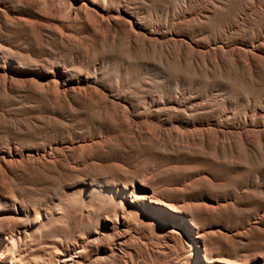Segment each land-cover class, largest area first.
Listing matches in <instances>:
<instances>
[{"label": "rangeland", "instance_id": "rangeland-1", "mask_svg": "<svg viewBox=\"0 0 264 264\" xmlns=\"http://www.w3.org/2000/svg\"><path fill=\"white\" fill-rule=\"evenodd\" d=\"M96 3L108 19L100 24L114 39L112 47L99 49L86 27L74 29L80 45L67 50L11 40L35 60L64 62L75 78L85 77L95 88L93 105L101 118L82 108L33 102L4 108L1 123L9 128L0 126V152L58 150L50 161L12 165L7 182H0V228L27 229V236L2 248L0 264H16L10 263L12 247L17 258L23 255L19 264H49L55 246L67 261L87 262L97 248H104L114 253L108 264H195L185 245L165 242L166 225L141 215L118 244L114 234L125 227L121 217L117 223L112 218L119 201L114 192L108 194L109 188L138 182L205 234L211 260L262 264L264 0ZM125 18H132V27ZM11 193L14 202L8 200ZM60 195L65 209L57 207ZM33 211L60 215L36 229ZM82 239L96 249L74 253Z\"/></svg>", "mask_w": 264, "mask_h": 264}, {"label": "bare ground", "instance_id": "bare-ground-1", "mask_svg": "<svg viewBox=\"0 0 264 264\" xmlns=\"http://www.w3.org/2000/svg\"><path fill=\"white\" fill-rule=\"evenodd\" d=\"M96 4H97L96 0H0V126L6 128L8 127V125L1 122L5 120L4 113L6 112V110H4V108L8 106L9 103L17 104L23 102H27V103L33 102L35 104H46L52 107H69L73 111H79V109L82 108L86 111L87 114H90L95 118L96 117L101 118V110L99 109V107L93 105L95 88H93L92 84L85 77L77 78L78 77L77 76L75 78L71 74L72 69L66 66L64 62L54 61V60L53 62H39L31 56L32 54L30 53L29 50L24 49V47L19 48V46L14 47L11 45V40L20 39L21 43L24 45L33 43L36 45H44L47 48H52L53 50L57 49L58 47L61 48V50H67L68 48H74L80 45V37H78L74 29L77 27H86L89 30H92V32L96 36L99 42V49L112 47L114 45V39L111 36L106 35L104 31H102V27H101L102 25L100 24L103 20H108V19H105L106 16L103 13H101L99 9L95 7ZM125 19L127 23L132 27L133 25V21L131 20L132 18L131 19L125 18ZM106 116L108 117V113H106ZM78 144L80 146H83L85 144V141H81ZM57 150L58 149L54 147H50L49 149H43L41 152L33 151V150H30L28 152L27 151L18 152L16 151L15 148L13 149L7 148V150H3L2 152H0V182L6 181L5 180V178H7L5 177L6 172L8 171L9 167L11 168L12 165L14 164L31 165L32 162L30 161H34V160L50 161L53 154ZM28 168H32V167H28ZM145 187L146 185L143 182L141 183L138 182L137 186L115 185L112 188L111 187L109 188L108 194L111 195L112 194L111 192H114L118 197V201H119L118 202L119 211L114 213L112 215L113 216L112 218H114V222L117 223L118 218L121 217L122 218L121 223L125 227L124 229H121V231H118L116 234H114V237L119 242V243L117 242L118 244L121 245L122 238L128 234L129 224L131 223V221L136 216L139 217V215H141L142 218H144L149 222H152L154 224L166 225V229L164 231L165 242L172 245L175 244L176 241L178 240L180 243H182V245H185V247L189 249V252H186V256L192 259V261L194 260L195 264H211L213 261L227 264L226 262H222L221 260H217V259L211 260L213 259V257H208L209 254L205 249V234L201 233L197 226H195L192 222L187 221L181 214L164 206V203L159 201V199L155 196V194L152 191L147 190ZM215 191H217V189H215ZM62 195H60L61 197L58 199L57 207H60L61 209H65L64 206L66 205V203ZM127 198L130 200L129 204L126 203ZM71 199H73V197ZM8 200L9 202H14L16 200L15 195L11 193ZM101 204L104 206L103 203ZM19 207L23 216H27L29 213L28 209L24 207L23 204L20 205ZM33 214L35 216L33 221L34 227L36 229H43L49 221H52L53 217L59 216L60 212L56 211L53 214L52 212L48 211L42 214L41 212L33 211ZM41 215L43 217H41ZM26 230L27 229H25V231L18 230V228H16L15 226L11 228H0V251L2 250L3 247L6 249L11 248L13 242L20 240L22 236H27ZM82 242L83 244H78L76 245L77 248L73 249L74 253H80L82 251H87V250L93 251V249L94 250L96 249L94 245L90 246L88 243H86L87 242L86 240H83ZM112 242H115V240ZM77 249H80L81 251L77 252ZM194 249H196V252L193 251ZM10 252H11V254H9L11 260L10 263L12 262V260H15L16 264H19L20 257H22L23 255L17 258V256L14 255L15 252L13 247ZM53 254L54 256L50 260L49 264H108V259H110V257L112 258V255L114 253L112 251H108V249L97 248L95 254H93L92 258L89 259L87 262H83L78 258L77 259L70 258V260L68 261L63 260L64 253L62 249H59L56 246ZM219 255H221L220 252ZM80 256L81 255L79 254L78 257ZM254 264L256 263L254 262ZM262 264H264V262Z\"/></svg>", "mask_w": 264, "mask_h": 264}]
</instances>
